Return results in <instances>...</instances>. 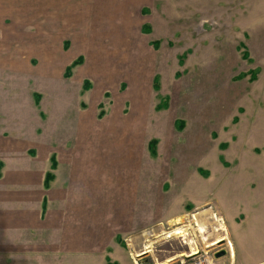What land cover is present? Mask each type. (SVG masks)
Here are the masks:
<instances>
[{
    "label": "rangeland",
    "instance_id": "374dc122",
    "mask_svg": "<svg viewBox=\"0 0 264 264\" xmlns=\"http://www.w3.org/2000/svg\"><path fill=\"white\" fill-rule=\"evenodd\" d=\"M77 5L87 14L88 48L76 39L80 28L70 25L52 36L31 28L26 34L0 37L2 127L14 138L34 139L63 122L58 84L43 77L48 56L43 50L33 52L32 46L50 37L59 56L83 57L85 65L101 60L114 79L107 87L86 77L77 82L79 74L72 82L64 68L58 82L64 90L72 87L85 94L87 79L92 88L98 86L101 111L118 101L124 113L140 109L149 129L158 127L148 135L149 145L156 143L148 149L149 166L154 167L148 187L151 193L163 190V220L147 228L150 253H145L146 233L136 248L121 240L130 264H164L169 259V264H193L194 258L210 256L225 242L234 256L215 258L213 264H255V249L247 259L246 251L236 254L231 239L239 229L253 231L255 238V149L260 150L255 147V119L264 121V0H79ZM77 91L71 93V104L91 106V95ZM258 150L264 172V148ZM223 181L237 183L239 189L227 190ZM257 189L264 202V176ZM221 203L237 208L234 220L220 213ZM174 213L185 216L167 220ZM233 222L238 230L230 227ZM175 229L184 234H166ZM252 241H246L249 247H255Z\"/></svg>",
    "mask_w": 264,
    "mask_h": 264
},
{
    "label": "crops",
    "instance_id": "0c3cea01",
    "mask_svg": "<svg viewBox=\"0 0 264 264\" xmlns=\"http://www.w3.org/2000/svg\"><path fill=\"white\" fill-rule=\"evenodd\" d=\"M78 1L0 0V37L26 34L31 28L52 36L70 25L80 28L76 39L88 48L90 35L83 22L87 14ZM69 17L71 21H67ZM52 40L46 38L31 49L43 50L48 56L43 77L58 84L55 89L62 96L63 122L53 124L47 136L34 139L14 138L0 123V264H130L118 240H130L136 248L147 228L159 226L163 220V190L151 193L148 187L149 175L154 171L148 162V135L157 131V126L149 129L147 115L140 109L124 113L118 101L101 111L98 86L86 89L84 83H90L87 79L82 84L85 94L72 87L64 90L58 82L63 68L64 76L72 82L74 74H79L77 82L92 78L105 88L114 79L101 60L85 65L83 57V63L67 77V69L79 57L59 56L53 52ZM67 46L64 43V48ZM72 91L91 95V106L71 104ZM43 101L45 107L48 103ZM255 147L260 148L255 149V238L253 231H248L251 236L246 235L233 222L230 227L238 232L231 241L236 254L246 251L245 257L250 259L255 249V264H264V202L257 196L264 172L259 169L261 156L256 152H263L264 121L258 117ZM48 175L52 179L47 187ZM226 182H222L223 188L239 189L237 183ZM233 206L221 203L220 213L228 221L234 220L237 208ZM184 216L174 213L167 220L177 221ZM245 240H254L255 247H249Z\"/></svg>",
    "mask_w": 264,
    "mask_h": 264
},
{
    "label": "bare ground",
    "instance_id": "6f19581e",
    "mask_svg": "<svg viewBox=\"0 0 264 264\" xmlns=\"http://www.w3.org/2000/svg\"><path fill=\"white\" fill-rule=\"evenodd\" d=\"M198 226V225H197ZM199 232L200 233H203L204 232V227H199ZM166 234H170L169 235V237H173V236H180V235H183L184 234V232L183 231H181V230H179V229H175V230H172L171 232H169V233H166ZM155 236V235H154ZM145 237H146V241H145V245H144V247H145V251H147V252H145V253H150V249L152 248L151 247V245L153 244L152 243V241H151V237H152V235L151 234H149V233H146L145 234ZM165 238H168V237H165ZM153 240V239H152ZM216 243H213V244H211V245H209V246H213V245H215ZM231 244L229 243V246H230ZM231 248V250H230V256L231 257H233L234 255H233V247H230ZM232 252V253H231ZM173 261V259H169V260H167L164 264H169L170 262H172Z\"/></svg>",
    "mask_w": 264,
    "mask_h": 264
},
{
    "label": "built area",
    "instance_id": "2783aa9c",
    "mask_svg": "<svg viewBox=\"0 0 264 264\" xmlns=\"http://www.w3.org/2000/svg\"><path fill=\"white\" fill-rule=\"evenodd\" d=\"M219 223V222H218ZM218 228H220V227H218ZM188 238H190V237H188ZM183 239V241H185L184 240V238H182ZM221 249H226V250H228V249H230V246H229V243H227V244H225L222 248H220L219 250H221ZM143 250H141L140 252H142ZM218 251H213L212 252V254L209 256L208 254H200V257H198V258H194L193 259V264H213V261L214 260H216L215 259V254L217 253ZM209 253V252H208ZM217 261V260H216Z\"/></svg>",
    "mask_w": 264,
    "mask_h": 264
},
{
    "label": "trees",
    "instance_id": "16d2710c",
    "mask_svg": "<svg viewBox=\"0 0 264 264\" xmlns=\"http://www.w3.org/2000/svg\"><path fill=\"white\" fill-rule=\"evenodd\" d=\"M68 47V46H67ZM83 63V58L82 57H79L68 69H67V74L66 75H70V73H71V71H72V69L74 68V67H76L77 65H81ZM252 80H254L253 78H251ZM84 87L86 88V89H89V82H85L84 83ZM160 106H162V107H164L163 105H159V107L158 108H160ZM156 143L154 142V141H151V143H150V145L149 146H151V148H153L154 149V145H155ZM52 179V175H48V177H47V181H46V186L48 187V183H49V181ZM119 241V243L121 242V240L119 239L118 240Z\"/></svg>",
    "mask_w": 264,
    "mask_h": 264
},
{
    "label": "water",
    "instance_id": "95a60500",
    "mask_svg": "<svg viewBox=\"0 0 264 264\" xmlns=\"http://www.w3.org/2000/svg\"><path fill=\"white\" fill-rule=\"evenodd\" d=\"M226 256H227V251L226 250H221V251H219V252H217L215 254V258L216 259H221V258H224Z\"/></svg>",
    "mask_w": 264,
    "mask_h": 264
}]
</instances>
